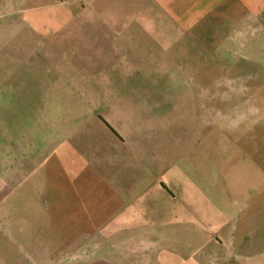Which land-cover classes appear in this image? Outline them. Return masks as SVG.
<instances>
[{"label":"rangeland","instance_id":"1","mask_svg":"<svg viewBox=\"0 0 264 264\" xmlns=\"http://www.w3.org/2000/svg\"><path fill=\"white\" fill-rule=\"evenodd\" d=\"M262 22L255 14L245 24ZM238 23L231 44L216 27L199 75L183 76L193 97L170 119L179 135L117 146L101 129L109 96L81 119L75 106L42 114L31 97H0V231L25 220L40 247L84 234L103 264H222L239 248L264 261V42L252 29L239 37ZM123 101L133 106L114 109L119 122L159 116ZM71 127L80 129L72 142L61 140Z\"/></svg>","mask_w":264,"mask_h":264},{"label":"crops","instance_id":"2","mask_svg":"<svg viewBox=\"0 0 264 264\" xmlns=\"http://www.w3.org/2000/svg\"><path fill=\"white\" fill-rule=\"evenodd\" d=\"M255 14H264V0H0V97H31L42 114L58 108L67 113L75 106L81 119L88 105L109 96L111 102L102 107L110 115L100 127L117 146L151 143L163 130L179 135L170 119L182 109L184 96L193 97L183 76L199 75L201 62L209 60L200 48L214 46L218 26L231 44L232 20L239 21V37L252 29L263 43L264 23L245 24ZM138 84L143 87H131ZM70 98L78 103L71 105ZM123 98H138L141 111L150 117L157 111V120L119 122L114 109L133 106L120 105ZM71 130L60 139L71 140L80 129ZM176 217L177 224L184 220ZM7 226L0 231V264H103L95 254L89 257L84 234L65 231L57 247H40L27 221ZM258 256L262 253L239 248L222 255L221 263L263 264Z\"/></svg>","mask_w":264,"mask_h":264},{"label":"built area","instance_id":"3","mask_svg":"<svg viewBox=\"0 0 264 264\" xmlns=\"http://www.w3.org/2000/svg\"><path fill=\"white\" fill-rule=\"evenodd\" d=\"M59 2H67L68 0H58Z\"/></svg>","mask_w":264,"mask_h":264}]
</instances>
